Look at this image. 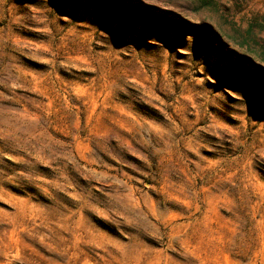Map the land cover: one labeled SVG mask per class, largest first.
Returning a JSON list of instances; mask_svg holds the SVG:
<instances>
[{"label": "rangeland", "instance_id": "1", "mask_svg": "<svg viewBox=\"0 0 264 264\" xmlns=\"http://www.w3.org/2000/svg\"><path fill=\"white\" fill-rule=\"evenodd\" d=\"M0 264H264V0H0Z\"/></svg>", "mask_w": 264, "mask_h": 264}]
</instances>
